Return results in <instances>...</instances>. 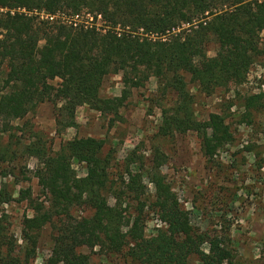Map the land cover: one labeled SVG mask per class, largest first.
I'll return each instance as SVG.
<instances>
[{
    "label": "trees",
    "instance_id": "16d2710c",
    "mask_svg": "<svg viewBox=\"0 0 264 264\" xmlns=\"http://www.w3.org/2000/svg\"><path fill=\"white\" fill-rule=\"evenodd\" d=\"M55 15L85 13L99 26L80 21L75 27L58 20H40L35 13ZM85 26V27H84ZM264 32V0H0V123L22 119L43 102L55 107V122L71 127L79 106L116 117L128 91L118 98L99 96L102 79L120 63L122 83L139 87L148 76L156 79L162 95L173 94L160 108L155 137L172 139L194 133L206 162L232 142V133L221 114L197 120L193 98L180 73L189 75L197 90L208 95L216 89L240 85L258 56L259 35ZM42 43L39 45V43ZM216 46L207 57L208 44ZM131 75L128 76V75ZM58 80L54 86L50 84ZM259 96L248 97L253 103ZM104 142L91 137L73 138L52 152L39 139L24 146L37 162L34 177L46 196L29 202L31 216L20 223L21 253L0 210V264H30L35 257L39 230L50 229L49 255L42 264L67 259L87 264L80 247H98L124 254L137 264H187L207 244L200 264H224V239L194 230L158 169L164 155L152 147L153 167L144 172L153 187L152 200H141L144 185L138 159L123 162L116 180L109 179L111 154ZM133 155V151L131 152ZM12 155L0 147V176ZM83 165L76 177L70 163ZM134 164H137L136 167ZM113 200L109 205L107 198ZM0 186V205L9 200ZM135 202V204H132ZM89 215L68 219L72 208ZM144 210L162 224L144 236Z\"/></svg>",
    "mask_w": 264,
    "mask_h": 264
},
{
    "label": "rangeland",
    "instance_id": "374dc122",
    "mask_svg": "<svg viewBox=\"0 0 264 264\" xmlns=\"http://www.w3.org/2000/svg\"><path fill=\"white\" fill-rule=\"evenodd\" d=\"M35 15L44 20L39 13ZM55 16L54 20L58 21L71 18L68 12ZM82 20L89 27L100 24L98 18L93 22L84 12L79 13L76 25ZM259 36V54L240 85H229L203 95L188 74L180 73L192 95L196 119L203 121L208 114H221L232 133V142L217 151L209 162L201 156L199 138L192 132L176 134L172 139L155 137L161 119L160 108H167L174 96L162 95L153 76H148L139 87L125 86L120 63L115 65L116 72L103 77L99 89L103 99L118 98L123 90L128 91L116 117L82 105L74 111L72 126L61 127L55 122L54 105L43 102L22 119L9 122L6 132H2L0 123V147L12 151L3 164L7 173L0 176V186L5 185L10 198L0 205V210L6 214L15 251L21 253L23 247L20 223L23 216H31L29 202L46 205V196L34 177L37 162L25 153L24 146L39 139L55 152L73 138L91 137L102 140L103 153L111 154L110 180H116L123 162L130 156L139 160L137 164L142 167L141 181L145 188L141 200L146 203L152 200L153 187L144 172L153 167L151 150L157 147L164 155L158 171L191 227L208 237L217 235L224 239V264H264V32ZM215 49L214 44H208L206 56H213ZM57 83L56 79L50 82L54 86ZM254 96L259 98L253 103L246 102L248 97ZM70 167L76 177L85 173L83 165L75 160L71 161ZM107 202L113 205L110 197ZM89 213L82 207L72 208L68 219L86 217ZM144 215V236L149 237L162 224L147 210ZM49 237V227H42L30 264H42L46 260L50 250ZM76 251L87 256V264H137L124 252L107 253L98 247L84 246ZM206 254L207 244H204L199 254L188 258L187 264H200ZM56 264L71 263L64 259Z\"/></svg>",
    "mask_w": 264,
    "mask_h": 264
},
{
    "label": "built area",
    "instance_id": "2783aa9c",
    "mask_svg": "<svg viewBox=\"0 0 264 264\" xmlns=\"http://www.w3.org/2000/svg\"><path fill=\"white\" fill-rule=\"evenodd\" d=\"M39 14H40V18H42L44 20H48V21H53L56 18L55 15L49 16V15H46V14H44L42 12L39 13ZM96 18L99 19V16H97ZM89 19H91V18H89ZM78 20H79V14H75V15L71 16V18L68 19V20L62 18L60 22L61 23L68 24V25H72L73 27H75L76 26V23L78 22Z\"/></svg>",
    "mask_w": 264,
    "mask_h": 264
}]
</instances>
